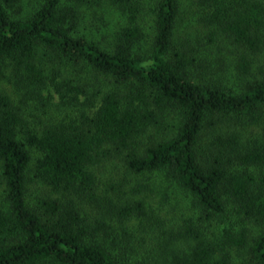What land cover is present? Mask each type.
I'll use <instances>...</instances> for the list:
<instances>
[{
    "label": "trees",
    "instance_id": "obj_1",
    "mask_svg": "<svg viewBox=\"0 0 264 264\" xmlns=\"http://www.w3.org/2000/svg\"><path fill=\"white\" fill-rule=\"evenodd\" d=\"M20 2L0 0V264H264V0ZM167 188L187 205L163 194L162 217Z\"/></svg>",
    "mask_w": 264,
    "mask_h": 264
},
{
    "label": "rangeland",
    "instance_id": "obj_2",
    "mask_svg": "<svg viewBox=\"0 0 264 264\" xmlns=\"http://www.w3.org/2000/svg\"><path fill=\"white\" fill-rule=\"evenodd\" d=\"M43 1L44 0H21L20 8L24 13H29V12L31 13L35 9H37ZM160 180L161 177H157V176H154L152 179L154 184L161 182ZM28 188L31 190V192L29 191V193L32 195L33 198L36 196V194L40 195L41 193H43L42 188L40 186H36V184L34 183L28 184ZM167 190L168 191L166 193L165 190H161L159 191V193L156 192V194H154L153 199L151 200L153 209H155L157 213L162 217L167 215L166 207L164 206L162 207V205L160 206L159 203V198H161L163 194L170 195L169 196L171 198V203H169L170 205H172L175 202H177L178 206L181 208H186L187 205V199H184V197L177 190L175 191L174 189L172 190L170 188H167Z\"/></svg>",
    "mask_w": 264,
    "mask_h": 264
}]
</instances>
